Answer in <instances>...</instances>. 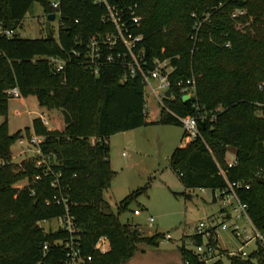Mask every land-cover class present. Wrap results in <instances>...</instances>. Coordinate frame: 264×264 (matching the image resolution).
<instances>
[{
  "label": "trees",
  "instance_id": "16d2710c",
  "mask_svg": "<svg viewBox=\"0 0 264 264\" xmlns=\"http://www.w3.org/2000/svg\"><path fill=\"white\" fill-rule=\"evenodd\" d=\"M34 1L45 14L54 11L51 0H0L2 26L15 29ZM107 1L122 13L127 30L141 34L137 49L143 70L151 69L154 59H165L171 67L170 96L164 97L157 118L147 121L141 74H128L129 56L120 41L102 47L103 56L111 52L113 59L103 60L97 73L86 65L89 36L116 32L103 2L58 0L55 36L51 28L42 37L0 33V115L7 112V89L16 87L21 96L34 95L38 104L65 109L71 116L62 129L49 128L37 116L23 132L10 133L7 119L0 122V264H61L69 240L84 264H124L139 242L157 245L164 234L142 235L119 217L146 185L124 196L116 211L104 201L113 174L107 138L151 122L181 125L178 116L193 113L194 101L204 114L198 119L199 135L173 148L170 168L184 188L204 187L213 194L225 186L226 178L249 181L238 194L253 224L264 228V182L255 178L264 166V0ZM235 9L243 12L232 15ZM131 10L140 16L138 24L128 19ZM49 56L64 59L63 69L56 71ZM190 77L193 95L183 99L177 82ZM212 112L215 118L210 120ZM31 131L43 137L38 146L44 162L36 164L40 155L12 161L10 145ZM228 148L235 155L232 165L226 160ZM219 168L225 169L226 178ZM56 173L59 185L53 186ZM21 178L26 183L15 185ZM61 193H67L73 232L45 230L39 223L64 212L51 199ZM212 230L209 243L214 245ZM101 235L108 241L103 252L94 247ZM192 239L200 243L201 234ZM179 251L182 264L203 263L192 248L181 244ZM228 258L230 264H264V244L245 257L237 252Z\"/></svg>",
  "mask_w": 264,
  "mask_h": 264
},
{
  "label": "rangeland",
  "instance_id": "374dc122",
  "mask_svg": "<svg viewBox=\"0 0 264 264\" xmlns=\"http://www.w3.org/2000/svg\"><path fill=\"white\" fill-rule=\"evenodd\" d=\"M45 12L42 6L34 1L26 11L15 30L21 37H42L46 35L44 28ZM238 26H242L237 23ZM58 18L50 23L53 35L57 33ZM144 87V95L148 92ZM9 95V94H8ZM148 107L158 106L154 97L147 94ZM19 111L16 113V111ZM30 111V112H29ZM40 111H45L49 128H63V115L57 108H47L38 104L34 95L9 96L7 112L0 115V122L6 118L8 132L31 129V121ZM23 137L22 143L19 138ZM10 145L12 161L36 156V145L28 142L23 133ZM181 125L171 123L151 122L119 131L109 135V159L113 174L109 186L103 191L104 201L113 211L117 210L120 200L132 190L146 185V191L131 200L126 209L120 213V220L136 226L142 235H152L156 232L164 234L157 245L139 242L138 248L124 261V264H182L179 246L184 244L195 250L196 242L192 235L200 221L204 223L201 245L206 247L209 241L208 230L213 227L215 244L213 252H205L202 264H230L229 255L236 254L242 248L249 252L256 246L253 241L243 243L236 238L230 227H221V223H229L230 217L220 215L221 207L225 206V197L215 191L217 198L212 199L208 188L198 187L185 189L177 175L169 166V156L173 148L187 142ZM22 152L20 153L19 151ZM227 158H231L229 153ZM48 162L49 159H46ZM26 183V178L14 182L17 186ZM134 208L139 213L133 212ZM224 211H227L224 209ZM228 216V214H226ZM152 216V220L149 217ZM240 224L247 225V220L241 218ZM40 225L45 230H55L58 218L41 220ZM168 233V236H166Z\"/></svg>",
  "mask_w": 264,
  "mask_h": 264
},
{
  "label": "built area",
  "instance_id": "2783aa9c",
  "mask_svg": "<svg viewBox=\"0 0 264 264\" xmlns=\"http://www.w3.org/2000/svg\"><path fill=\"white\" fill-rule=\"evenodd\" d=\"M96 2H103L107 9V19H109L111 22L115 24L116 32L109 34H96L93 33L89 36L87 42H86V51L84 53V61L86 62V65H88L93 73H97L99 64L103 61H111L113 59V54L111 52H107L104 56L102 54V47H108L112 48L114 45L120 41V43L124 46L125 52L129 56V60L127 62V65L129 67L128 74L130 76H133L137 72L141 74L142 77V83L143 86H147L148 92L144 95L145 102H144V112L147 113V99L148 95L151 94L155 101L157 102L158 106H156L157 111L159 112L161 107H165L164 105V97L165 96V90L168 87L169 81H168V72L171 70V67L168 65L167 61L164 60H158L154 59V66L151 69L143 70L141 65V53L137 49V42L141 40V34H133L131 31L127 30L124 26L126 24V20H123L122 13L117 12L116 6L113 4H110L107 0H95ZM52 8L54 9L55 16L58 15L59 11L57 10L58 7V0H51L50 2ZM243 10L241 9H235L232 12V15H235L237 13H242ZM128 19L138 24V21L140 19V16L135 14L132 10L129 13ZM103 18V17H102ZM124 27V28H123ZM16 30L12 27H3L2 23L0 21V33H3L5 35H12ZM225 45H228V42L225 43ZM77 53L76 51H74ZM118 57H120V52L116 53ZM48 60L54 65L55 70H61L63 69L64 59L56 57V56H49ZM179 84V91L184 94L188 93L189 97L193 95V88H194V78L190 77L187 78L185 81L179 80L177 82ZM7 94L9 96H20V93L16 87H12L7 89ZM194 106V112L188 113L183 116H178V119L180 120V124L183 129V135L187 139H193L197 135H199V129H198V119L204 118V114L199 110V105L195 101L192 103ZM167 109V108H166ZM19 111L17 110L16 113ZM30 112V111H29ZM37 117L41 120L42 123L47 124L48 118L46 116L45 111H40L37 113ZM210 120H213L215 118V113L212 112L209 114ZM42 136L35 134L33 131L30 132L28 139V142L30 144L36 145V152L37 155H40V158L36 160V164H41L44 162L43 155L40 151V148L38 146L39 142L42 140ZM24 140L23 137L19 138V142L22 143ZM94 140V137H91V141ZM20 153L22 152L19 151ZM7 160H1V163H6ZM228 165H232L235 163V155H233V158L231 160H227ZM219 172L226 178L225 176V169L219 168ZM256 175H263L264 176V166L259 167L255 173ZM58 173L55 174V177L51 180V185L58 186ZM37 178L38 175H35ZM250 185V182L244 179H236V180H228L226 178V184L224 187L216 189L215 191H218V194L220 196L225 197V204L228 206L229 209V217L231 218L229 223L222 222L221 227L226 228L227 226L230 227L233 235L236 238H239L242 240V242L245 244L247 242L253 241L255 243V246L257 244L263 245L264 244V228L260 229L256 227L253 222L250 220L248 213H247V203L243 201L239 194L238 189L245 187L248 188ZM200 190H203L204 187H199ZM216 194V193H215ZM51 199L58 203L62 204L64 208V212L57 216L59 225L58 227H62L67 229L69 232H73L76 230L74 224H73V216L69 213L68 203H67V193L64 194H53ZM50 199H46V203H48ZM133 212L135 214L139 213L138 208H134ZM241 218H244L247 220V225L240 224L238 220ZM152 216L149 217V220H152ZM203 226L204 223L200 221L198 225L196 226V232L195 234H203ZM215 227V226H213ZM214 229V228H213ZM210 230H208V236H210ZM213 232V230H212ZM168 236V233L167 235ZM77 237V235H76ZM73 238V236H72ZM214 236L212 237V239ZM56 242V241H55ZM108 243L107 238L105 235H101L96 240L94 247L100 250L101 252L105 251L108 246L106 245ZM65 246L68 247V250L66 252L67 257L61 264H78L80 261H84V257L79 255V248L74 244L73 240H69L65 243ZM47 243L45 242L43 244V248L46 249ZM214 246L213 244L209 243L207 241L206 247H203L201 243H196L195 252L199 253L201 257L205 255V252H213ZM241 256H247L248 252L244 249L240 248L239 252ZM87 259H90V256H86Z\"/></svg>",
  "mask_w": 264,
  "mask_h": 264
},
{
  "label": "water",
  "instance_id": "95a60500",
  "mask_svg": "<svg viewBox=\"0 0 264 264\" xmlns=\"http://www.w3.org/2000/svg\"><path fill=\"white\" fill-rule=\"evenodd\" d=\"M55 17L56 16H55L54 12H48L46 14L45 21H44V28H45L46 35L50 34V23H51L52 20L55 19ZM6 24L8 26H12L13 25L12 22H6ZM165 96L166 97L170 96V88H167L165 90ZM182 98L183 99H188L189 98V94L188 93L182 94ZM61 113L63 115L64 124L68 123L71 120L70 114L65 109H61ZM255 178H256L257 181L264 182V176L263 175H256ZM78 264H84V262L80 261Z\"/></svg>",
  "mask_w": 264,
  "mask_h": 264
},
{
  "label": "crops",
  "instance_id": "0c3cea01",
  "mask_svg": "<svg viewBox=\"0 0 264 264\" xmlns=\"http://www.w3.org/2000/svg\"><path fill=\"white\" fill-rule=\"evenodd\" d=\"M20 97H24V96H21L20 95ZM157 115H158V111H157L156 106L153 107V108L152 107H147V113H146V120L147 121L155 120L157 118ZM52 128L61 129V128L57 127V126H54ZM123 131H125V130H123ZM107 142H108V138H107ZM184 143L185 142L181 143V145H183ZM227 153H229L231 155V158H227V156H226V160H231L233 158V155H234L233 149L228 148L227 151H226V154ZM109 162H110V159H109ZM110 165H111V162H110ZM216 198H217V195L215 193L214 194L212 193V199L215 200ZM224 209H226L227 211H224ZM226 214H228V216ZM220 215L229 217V209L228 208H225V206L221 207ZM106 245L108 246V243Z\"/></svg>",
  "mask_w": 264,
  "mask_h": 264
}]
</instances>
